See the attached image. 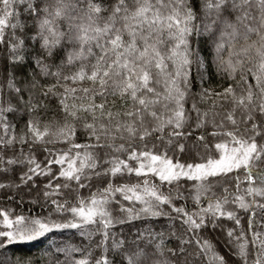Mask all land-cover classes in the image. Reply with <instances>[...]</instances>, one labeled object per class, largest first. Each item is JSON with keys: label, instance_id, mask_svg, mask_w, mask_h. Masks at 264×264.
Masks as SVG:
<instances>
[{"label": "snow or ice", "instance_id": "6c2138e0", "mask_svg": "<svg viewBox=\"0 0 264 264\" xmlns=\"http://www.w3.org/2000/svg\"><path fill=\"white\" fill-rule=\"evenodd\" d=\"M0 264H264V0H0Z\"/></svg>", "mask_w": 264, "mask_h": 264}]
</instances>
